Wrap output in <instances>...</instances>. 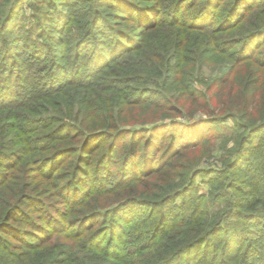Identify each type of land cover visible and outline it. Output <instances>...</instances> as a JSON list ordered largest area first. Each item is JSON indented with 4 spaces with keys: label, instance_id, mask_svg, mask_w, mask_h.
Instances as JSON below:
<instances>
[{
    "label": "trees",
    "instance_id": "16d2710c",
    "mask_svg": "<svg viewBox=\"0 0 264 264\" xmlns=\"http://www.w3.org/2000/svg\"><path fill=\"white\" fill-rule=\"evenodd\" d=\"M186 1L165 8L161 0H133L135 34L114 31L112 40L106 34L114 51L103 49L105 56L95 53L85 64L75 55L54 57L49 48L42 58L27 54L45 64L41 88L34 86L47 102L33 122L39 134L26 138L20 122L0 121V249L41 250L19 264H86L93 245L103 247L107 264H264V0H200L209 11L200 15L193 14L197 3ZM166 15L174 20L161 19ZM91 25L80 37L90 40L105 27ZM23 69L15 66L11 76L23 77ZM15 78L0 81V101ZM16 103L0 104V115L8 117ZM229 121L233 133L220 135ZM121 136L119 143L132 141L124 162L130 176L104 188L87 184L80 173L91 176L93 163L114 167L116 142L96 164L97 140ZM43 142L46 149H36ZM210 157L218 158L219 170L201 167ZM74 160L63 185L62 167ZM32 168L35 183L26 181ZM201 175L210 192L197 195ZM99 197H112L111 207L94 202ZM57 200L66 207L60 218L51 216ZM145 207L150 211L138 212ZM130 228L141 230L138 242L127 240ZM60 237L71 243L56 246ZM71 251L73 258L65 256ZM5 258L0 253V264Z\"/></svg>",
    "mask_w": 264,
    "mask_h": 264
},
{
    "label": "rangeland",
    "instance_id": "374dc122",
    "mask_svg": "<svg viewBox=\"0 0 264 264\" xmlns=\"http://www.w3.org/2000/svg\"><path fill=\"white\" fill-rule=\"evenodd\" d=\"M161 1L165 8L174 7L178 2V0ZM190 2L197 3L196 7L193 9V14L199 13L200 15V12L206 11L203 5L199 3L200 0H187L185 3L186 6H188ZM4 3L5 0H0V81L5 80V83H3L5 85L10 83L9 80L15 78L17 75V72L14 73L13 71V76H11L12 71H10V69H13L15 66H17V68L19 67L20 69H24L19 73V75L23 77H16L14 86L12 85L5 88L3 97L4 100L0 101V104H6L7 102L15 103L20 101V104L16 103L17 106L10 110L11 114H9L8 117L0 115V121L4 122L12 119L14 123L15 121L20 122V125L22 126L19 130L22 131L21 136L24 135L26 138H28L33 134H39V131L34 130L35 125L33 122L36 118V111L38 110L39 106H45L47 104L46 98L40 97L36 87H34L38 86L37 88H41L39 83L44 81V79H40V75L42 74H40L39 71L43 70L45 64H38L37 61H42L41 59H38V57L42 58L41 54L46 52L47 48H49L47 52H52L54 57L55 55L62 54L63 56H69V58H72L75 55V57H77L76 59L83 61L85 64L86 62L92 60L95 53H101V51H103L105 56V51H114V41L111 45L104 43V40H107L105 37L106 34H108L112 40V38H114V34H111V32L122 31L131 36H133V34H135L134 32H136L133 20L129 19V11L132 10L131 7L133 5V0H67L66 3H63L62 0H13L12 3L7 6H5ZM221 6L223 8H228L231 5H229V3H223ZM186 11L187 10L185 8L181 13H179L180 18L186 14ZM114 15L117 17V23L106 24L104 22V20L107 18L109 19ZM10 19L12 20L13 25L11 28H8L7 20ZM123 19L127 20V24H122ZM161 19H167L170 22L171 20H174V16L166 15L161 17ZM89 24H92V30H95V26L100 27L105 25V27L102 28L103 30H101L100 33H94L93 31L91 39L87 40L84 36L80 37V34L84 32L83 28H89ZM49 26L52 27L50 28ZM45 40L51 41L52 43L45 44ZM31 52L34 54L36 52L39 53V55H37L38 57L35 56L33 59V62H35L34 64L29 58H27V54ZM44 58L45 60L47 59L46 56ZM58 62L66 64V61L58 60ZM68 71L71 72L72 70ZM204 71L206 74L211 73L207 67L204 68ZM44 77L47 79L46 76ZM198 87L200 89L206 88L204 84H198ZM18 93L20 94V97H18ZM11 94L13 95L9 96ZM24 95H26L27 98L22 100ZM202 118V116H198L190 123H197L201 121ZM3 119L5 120L3 121ZM233 125V121L222 124L218 131L219 134L229 137L233 133ZM126 129H133V127L128 126ZM124 136L116 137L111 142L104 140L102 141V139L97 140L99 141L100 146H102V149L97 153L96 159L94 161L97 162L96 164L99 163L97 160L98 157L100 158L105 153H107V151L110 150L111 145L115 144L116 142V146H114V148L116 147L114 150V167H112V172H110L108 168L111 164H109L107 167H99L100 165L98 164L95 167L93 163V168L90 171V175L92 174L91 176L86 177L84 173H80L81 178H83L87 184H93L96 188H104L110 186V182L115 184L122 178L126 179L130 176V172L128 171L129 165L126 166L124 162L125 158L128 156V154H130L129 148L132 141L129 139L130 136H127L125 137L123 143H119ZM222 141L223 138H220L217 141V144L219 145ZM40 145L41 147L36 149H41L44 147V149H46L47 147V144L44 142ZM34 152L35 150L31 151L29 155L33 156ZM214 155L219 157L220 152L217 151L214 153ZM217 157L205 158L201 167L210 168L215 171L219 170L220 167H222V164L219 160H217ZM72 162L73 163L71 164L73 165L71 168L68 166L62 167L63 170H61V172H63V176H65V179L62 181L63 185L68 184V182L71 180V175L73 173L72 168L75 167L76 160ZM60 166H62V164ZM32 170H34V168H32L31 171H28L26 181L35 183L37 182V179L36 175L32 173ZM69 172L71 173L69 177H67ZM5 192L8 195L9 190H6ZM194 192L197 195L208 194L210 192L209 178L205 175L199 176L196 187L194 188ZM110 198L111 199L99 197L96 198L94 202L97 204H109L111 207L112 204L110 203L112 202V197ZM30 200L32 199L27 200L28 206H32V201ZM54 200L56 199L53 197L49 199L50 202H54ZM59 202L60 201L57 200V202L52 204L55 211L51 213V216L53 217L58 216V218H60L59 211L66 209V207H63V205H59ZM179 203L180 200L177 201V205ZM174 206L175 203H171L165 207H161L159 209L157 208L155 210L157 212L158 210L161 212L162 210H167L166 208H172ZM130 210H133L132 214H135L137 211L136 207H133V209ZM142 210L144 212H148L150 211V207L140 209L138 212H141ZM92 221H94V219H92ZM127 237L128 241L133 242V240H135L138 242V239L142 238L141 230H135L133 233V228H130ZM105 240V237H101L100 241L104 243ZM64 243L70 244L71 241L67 242L63 237H60L56 242V246H60ZM95 245L100 246V243ZM10 249L12 251H9L7 255L0 249V253L4 254L6 257L4 264H19V262L29 260L41 252L39 249H33L30 247H23L20 251H18V253H14L11 247ZM101 249L102 252H104L103 247H101ZM90 251L91 253H88L90 258L86 264H107L106 259L104 260L103 258L104 254H102L99 248L97 249L93 245ZM47 252L49 254L53 253L50 251ZM66 255H68L69 258H73L74 252L71 251L65 253V256ZM57 256L58 252H56L53 257ZM62 256L63 255L60 254L59 257L61 258ZM133 264H138V262L134 261ZM139 264H148V261L144 260Z\"/></svg>",
    "mask_w": 264,
    "mask_h": 264
}]
</instances>
